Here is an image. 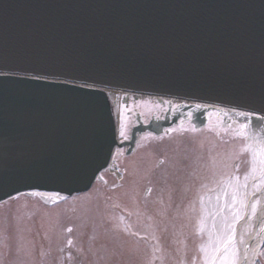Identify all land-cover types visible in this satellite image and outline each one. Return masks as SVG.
Listing matches in <instances>:
<instances>
[{
    "label": "water",
    "instance_id": "1",
    "mask_svg": "<svg viewBox=\"0 0 264 264\" xmlns=\"http://www.w3.org/2000/svg\"><path fill=\"white\" fill-rule=\"evenodd\" d=\"M107 89L264 115V0H0V203L87 191L166 125L120 143Z\"/></svg>",
    "mask_w": 264,
    "mask_h": 264
},
{
    "label": "rangeland",
    "instance_id": "2",
    "mask_svg": "<svg viewBox=\"0 0 264 264\" xmlns=\"http://www.w3.org/2000/svg\"><path fill=\"white\" fill-rule=\"evenodd\" d=\"M111 96L120 142H131L139 120L171 110L152 97ZM206 116L201 127L176 121L138 133L88 191L1 202L0 264H238L264 205V132L226 111ZM249 192L260 194L250 204ZM259 235L251 264H264Z\"/></svg>",
    "mask_w": 264,
    "mask_h": 264
},
{
    "label": "bare ground",
    "instance_id": "3",
    "mask_svg": "<svg viewBox=\"0 0 264 264\" xmlns=\"http://www.w3.org/2000/svg\"><path fill=\"white\" fill-rule=\"evenodd\" d=\"M107 93H109L110 95L112 94L111 97H113L114 99L117 97V95L123 94V93H120L119 91H117L115 89H107ZM115 100L117 102V99H115ZM160 100L167 101L170 105H173L172 103L177 102L179 105H183V106H187V107L194 106V110H190V111L194 112V114L198 113V115H200L202 119L205 118L204 119L205 120L204 125L206 124V122L210 121L209 116L208 117L206 116L207 113L214 111V110H217L219 112L226 111V112L232 114L233 116L236 115L235 116L236 118H240V117L242 118L243 117V119L249 121L253 127V128H251L250 131L260 127L261 129H258V130L264 132V118L262 117L261 114H259L257 112H253V111L251 112V111H248L247 109H243V108H236V107H230V106H219L216 104L208 103L206 101H201V102L185 101V100L177 101V100H172V99H168V98H160ZM186 109H187V111H185V112L187 113L188 108H186ZM201 114H204V115H201ZM184 116H185V114L182 113V109H181L178 111V113H176L174 115V118H176L178 120V119L185 118ZM169 120L170 119L167 118V120L160 121V123L159 122H156V123H158L159 125H162L163 123L166 124L167 122H169ZM230 120H232V119H230L229 117H227V118L225 117L224 123L229 124V122H231ZM203 131H206V130H203ZM33 193H36L40 196L57 197V195H59L56 192H50V191H36V192L34 191ZM263 195H264V193H263ZM257 196L258 195L256 192L255 193L249 192V194L247 195L248 203L249 204L252 203L256 199ZM259 196H260V194H259ZM10 199H12V198H10ZM8 200L9 199H7V201ZM255 224H256L255 231H253L250 234V236H244V239H243L244 241L241 242L238 264H251L252 256H253V254L256 253L255 250L257 249V246H258L257 243H258V241H261L260 239H262V237H263V236H260L259 234L264 233L263 232V229H264V205H263V208L261 209V212H260ZM247 225H248L247 219L240 223V225H239V236H238L239 238H241V237L243 238L241 233L245 230ZM257 233H258V236H256L257 240H255V234H257ZM240 234H241V236H240ZM258 237H259V240H258Z\"/></svg>",
    "mask_w": 264,
    "mask_h": 264
},
{
    "label": "flooded vegetation",
    "instance_id": "4",
    "mask_svg": "<svg viewBox=\"0 0 264 264\" xmlns=\"http://www.w3.org/2000/svg\"><path fill=\"white\" fill-rule=\"evenodd\" d=\"M133 96H142V97H148V96H143V95H133ZM154 99H157V98H154ZM177 101H180V100H177ZM157 102L158 103H163V101L162 100H160V99H158L157 100ZM168 103V102H167ZM173 105L174 104H178L177 102H175V103H172ZM168 106H169V108L171 109V110H169V111H167V115H166V117H165V120H167V118H169V119H171V120H169V122H167L166 123V126H168L169 124L168 123H170V122H182V121H191L193 124H194V112H192V111H188L187 113H185L184 111H182V113H184L185 114V118H183V119H176V118H174V115L176 114V113H178V111L179 110H181V109H183V108H186L187 106H183V105H179L178 106V108H175V109H173V105H170L169 103L167 104ZM188 117V118H187ZM156 117H154V119H152L151 121H149L147 124L148 125H150L152 122H159L160 123V121H164V120H160V119H155ZM140 124H143V125H146V123H143L142 121H138ZM156 124H158V123H156ZM131 138V137H130ZM129 151V150H128Z\"/></svg>",
    "mask_w": 264,
    "mask_h": 264
},
{
    "label": "snow or ice",
    "instance_id": "5",
    "mask_svg": "<svg viewBox=\"0 0 264 264\" xmlns=\"http://www.w3.org/2000/svg\"><path fill=\"white\" fill-rule=\"evenodd\" d=\"M258 148H259V155L262 157L260 163L264 164V143H261L260 145H258ZM256 156H257V151L253 150V163L254 164L256 163ZM253 171H255V168L253 169Z\"/></svg>",
    "mask_w": 264,
    "mask_h": 264
}]
</instances>
